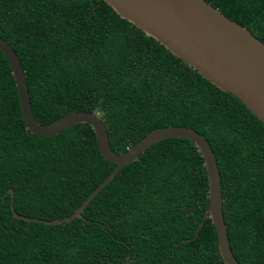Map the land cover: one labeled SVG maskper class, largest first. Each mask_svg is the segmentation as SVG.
<instances>
[{
	"label": "trees",
	"instance_id": "trees-1",
	"mask_svg": "<svg viewBox=\"0 0 264 264\" xmlns=\"http://www.w3.org/2000/svg\"><path fill=\"white\" fill-rule=\"evenodd\" d=\"M204 1L264 43V0ZM0 37L40 124L94 111L116 153L156 127L199 132L218 169L231 253L239 264H264V127L238 99L103 0H0ZM113 167L86 123L49 136L26 129L0 51V264H223L209 218L196 229L207 180L186 138L148 146L79 216L33 220L69 215Z\"/></svg>",
	"mask_w": 264,
	"mask_h": 264
},
{
	"label": "water",
	"instance_id": "water-1",
	"mask_svg": "<svg viewBox=\"0 0 264 264\" xmlns=\"http://www.w3.org/2000/svg\"><path fill=\"white\" fill-rule=\"evenodd\" d=\"M103 1L120 18L158 41L174 57L196 70L216 88L232 94L264 127V43L247 29L224 16L204 0ZM0 51L9 64L21 117L28 131L49 136L72 124L86 123L94 133L101 156L114 163L107 176L72 213L53 220H33L44 224H58L79 216L83 207L107 184L115 172L134 161L148 146L164 138H186L200 153L207 180V207L196 229L200 227L202 220L208 217L215 231L216 247L223 264H239L231 253L225 231L220 178L214 154L207 140L199 132L180 125L156 127L124 151L116 153L109 148L105 126L94 111H74L47 124H40L31 113L25 79L17 56L1 37ZM6 192L10 194L11 200L12 190L8 188ZM10 209L12 210V206ZM12 216L16 217V214L12 213Z\"/></svg>",
	"mask_w": 264,
	"mask_h": 264
}]
</instances>
